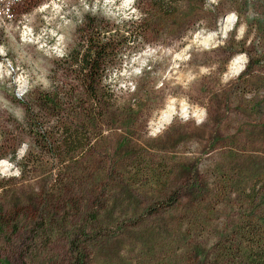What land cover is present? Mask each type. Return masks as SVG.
<instances>
[{"label":"rangeland","instance_id":"374dc122","mask_svg":"<svg viewBox=\"0 0 264 264\" xmlns=\"http://www.w3.org/2000/svg\"><path fill=\"white\" fill-rule=\"evenodd\" d=\"M96 31L120 50L94 106L72 52ZM25 103L89 139L37 145ZM263 199L264 0H0V264H74L96 216L86 264L214 262Z\"/></svg>","mask_w":264,"mask_h":264},{"label":"trees","instance_id":"16d2710c","mask_svg":"<svg viewBox=\"0 0 264 264\" xmlns=\"http://www.w3.org/2000/svg\"><path fill=\"white\" fill-rule=\"evenodd\" d=\"M173 1L178 0H162L163 3L167 4ZM117 41L119 40H104L101 33L96 31L89 37L82 38L79 43L80 46L72 52L74 63L79 66L80 63L82 65V74H78L81 75L84 82H86V90L93 97L94 106L95 104H99L102 99L94 84L96 80H102L105 77L102 70L104 62L113 56L117 57V53L120 50ZM121 58L122 55L120 56V59ZM243 70L241 72H243ZM62 93L65 94V91L57 90L55 92H45L37 100V105H39L41 110H57V112L61 114L63 104L59 99V95ZM24 105L27 120L32 125L31 131L33 132L32 135L37 145H44L48 149H63L70 143H77V141H80L82 137H87L89 139L88 126L81 129H78L79 127H75L76 125H74V122L79 118L76 116L71 118L72 121H69L71 123L70 126L60 130V137H62L60 138L61 140L59 138H55V135L49 134L48 130L43 127H36L38 124L37 113L34 112L32 105L27 103ZM90 114L93 113L90 112ZM42 141H44L45 144H42ZM76 149L77 146L72 148V150ZM70 186H72V184H70ZM74 192L75 190L69 187L64 190V197L66 198L65 205L70 208L68 209L69 211L77 209L81 212V207L78 202V198L81 197L79 195L77 198ZM261 202L264 203V199ZM95 219H97V216L93 219L89 218L87 221H90V224L86 223L82 231L75 235L70 233L68 236L70 249L74 256V264H86L88 261L89 256L86 249V243L96 237L94 236L93 229L91 231V228L88 226H90ZM238 228V231L236 232L237 240H235L231 245L224 244L221 246L220 243L221 252L217 255L216 261L211 262L208 255H206L204 258L205 264H264V214H248L244 222H242Z\"/></svg>","mask_w":264,"mask_h":264},{"label":"bare ground","instance_id":"6f19581e","mask_svg":"<svg viewBox=\"0 0 264 264\" xmlns=\"http://www.w3.org/2000/svg\"><path fill=\"white\" fill-rule=\"evenodd\" d=\"M231 17H232V16H231ZM229 18H230V17H229ZM229 18H228V19H225L226 21H225V20L223 21V24H222V25H223L224 27H223V29H222L221 31H223V30H227L228 25H230V23H231V21H232V19H229ZM226 25H227V26H226ZM220 27H221V26H220ZM241 57H243V56H241ZM241 57H239V58L236 60V62L239 61V60H241ZM243 58H244V57H243ZM244 63H245V59H244V62H243V64H242L240 70L242 69ZM168 113H169L168 123H170V121H171V119H172V115H173L172 110H170ZM168 113H167V114H168ZM166 117H167V116H165V118H166ZM165 121H166V120L164 119V120H163V123H165Z\"/></svg>","mask_w":264,"mask_h":264},{"label":"clouds","instance_id":"9594fccd","mask_svg":"<svg viewBox=\"0 0 264 264\" xmlns=\"http://www.w3.org/2000/svg\"><path fill=\"white\" fill-rule=\"evenodd\" d=\"M241 59H243V57H241ZM21 154H23V151L21 152ZM13 174H16V175H18L19 173L17 172V173H13Z\"/></svg>","mask_w":264,"mask_h":264},{"label":"snow or ice","instance_id":"6c2138e0","mask_svg":"<svg viewBox=\"0 0 264 264\" xmlns=\"http://www.w3.org/2000/svg\"><path fill=\"white\" fill-rule=\"evenodd\" d=\"M127 3H131V0H127ZM229 19H232L231 17Z\"/></svg>","mask_w":264,"mask_h":264}]
</instances>
